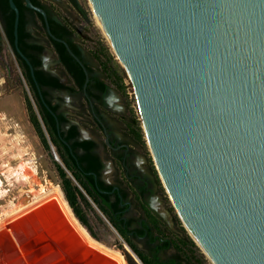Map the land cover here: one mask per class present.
<instances>
[{"label":"water","instance_id":"1","mask_svg":"<svg viewBox=\"0 0 264 264\" xmlns=\"http://www.w3.org/2000/svg\"><path fill=\"white\" fill-rule=\"evenodd\" d=\"M93 2L199 243L213 264H264V0Z\"/></svg>","mask_w":264,"mask_h":264},{"label":"flooded vegetation","instance_id":"2","mask_svg":"<svg viewBox=\"0 0 264 264\" xmlns=\"http://www.w3.org/2000/svg\"><path fill=\"white\" fill-rule=\"evenodd\" d=\"M14 1L20 12L17 40L14 10L10 7L6 13L12 20L8 32L1 13L4 39L16 66L7 67L8 75L13 82L16 76L21 79L29 107L37 114L58 159L118 222L142 263L145 257L156 264H190L189 237L175 224L169 207L166 215L147 198L155 191L153 183L133 169L128 145L113 135L106 99L109 86L85 58L80 27L63 19L43 0L31 1L45 10L47 19L26 0ZM71 2L83 16L76 0ZM157 191L161 204L166 203V195Z\"/></svg>","mask_w":264,"mask_h":264},{"label":"rangeland","instance_id":"3","mask_svg":"<svg viewBox=\"0 0 264 264\" xmlns=\"http://www.w3.org/2000/svg\"><path fill=\"white\" fill-rule=\"evenodd\" d=\"M43 1L56 9L63 19L70 23L75 22V25L80 27L84 33L82 47L85 58L95 68L98 76L109 86L106 99L108 105L111 107L109 122L113 135L115 139L128 145L131 156L130 162L133 169L142 179L150 180L154 185L155 191L147 195V198L164 214H166L169 207L171 211L170 215L174 218L175 224L178 223L185 235L195 243L194 247L196 249L191 248V255H193L192 264H199L201 260L202 264H213L208 255L189 234L165 185L150 143L148 131L146 130L145 117L141 108L137 87L132 75L123 65L120 57L111 46L108 37L98 24L91 7V0H76L84 12L83 16H79V10L71 2L72 0ZM0 37V48L2 47V52L0 53V149L4 148L5 151L13 155L12 164L10 163L11 167L18 170V172L20 171V175L24 173V170L20 168L21 163L26 165L29 173L31 172L30 183L19 186L16 182L13 184V178L11 179L12 184L9 185L4 176L6 175L5 170L7 168L3 167L5 169H0V179L2 181L0 185V218H4V210L9 209L10 205L8 203H11L14 197L15 204L21 205L28 201V195L35 201L39 198L38 196L41 192L48 193L55 188L59 190L61 188L64 194L63 197L66 198L75 216L85 229L89 231L88 233L94 237L90 235L93 240L120 252L127 264H144L129 247L123 235L112 224L110 217L100 209L94 198L81 187L80 182L70 175V171H67L62 161L56 158L53 153V146L51 145L49 146L51 148H47L40 128L33 121L28 98L20 83L21 79L19 76H16L17 81L13 82L8 75L7 67L16 68V66L11 49L4 39L1 12ZM112 69L115 70L116 74L111 73ZM26 105H28L29 112ZM1 117L7 118V120L1 119ZM61 169H63L68 179H70L73 187H77L80 191H77L78 198L76 199L75 207L85 223L76 215L74 208L67 198L65 191L66 182L65 178L61 176ZM2 172H4V175ZM33 190L37 194L33 195ZM157 190L162 191L166 195V203L161 204L160 193H157ZM6 192L14 195L7 197L8 199L3 198L2 193L5 194ZM171 209H173V212ZM167 219L171 223L169 217Z\"/></svg>","mask_w":264,"mask_h":264},{"label":"bare ground","instance_id":"4","mask_svg":"<svg viewBox=\"0 0 264 264\" xmlns=\"http://www.w3.org/2000/svg\"><path fill=\"white\" fill-rule=\"evenodd\" d=\"M90 3L94 16L105 33L93 0ZM120 59L131 74L128 65L121 57ZM12 160L13 155L1 148L0 169L7 168L5 180L9 185L12 182L18 183L19 186L30 183L31 172L29 173L26 165L20 164V168L24 170L20 175V171L11 167ZM156 162L167 186L158 160ZM12 178L14 181L11 182ZM167 189L189 234L205 252L185 221L168 186ZM32 194L37 192L33 190ZM12 195L2 193L3 198ZM38 197L34 201L28 195V201L21 205L15 204L14 197L11 203H8L9 209L4 210V218H0V264H127L120 252L90 237L88 231L73 215L58 188L48 193L41 192Z\"/></svg>","mask_w":264,"mask_h":264},{"label":"trees","instance_id":"5","mask_svg":"<svg viewBox=\"0 0 264 264\" xmlns=\"http://www.w3.org/2000/svg\"><path fill=\"white\" fill-rule=\"evenodd\" d=\"M9 8H10V6H9V2H8V0H0V12L5 16V20H6V31L8 32V31H10V29H11V25H12V20L8 17V16H6V13H7V11L9 10ZM1 38V37H0ZM0 45H1V39H0ZM1 50H2V47L0 48V53H1ZM109 59H110V57H108ZM112 72V74L114 73V74H116V72H115V70H111ZM110 73V74H111ZM103 86H107V84L106 85H103ZM30 111L32 112V115H33V121H34V123H35V125L38 127V128H40V131H41V134L43 135V137L45 138V143H46V146H47V148H51V147H49V146H51L49 143H48V141H47V138L44 136V130H43V128H42V126H41V123H40V121H39V119H38V116H37V114L35 113V111L33 110V108H32V106H30ZM60 172H61V176H63L65 179V182H66V186H65V191H66V193H67V198H68V200H69V202H70V204H71V206L74 208V211H75V213H76V215L80 218V220L83 222V223H85L84 222V220L82 219V217L81 216H79V212L77 211V208L75 207V202H76V199L78 198V195H77V191L78 192H80L79 190H78V188L77 187H73V184H72V182L70 181V179H68V177L66 176V174L64 173V171H63V169H61L60 170ZM60 187V186H59ZM84 188L86 189V190H88V192H89V194H90V196H92L93 198H94V201L96 202V203H98V205H99V207H100V209L104 212V213H106V215H108L109 217H110V220H111V222H112V224L119 230V232L123 235V237L128 241V242H130L131 243V245H132V247L136 250V252H137V249H136V246L131 242V240L127 237V235H126V233H125V231L119 226V224H118V222L112 217V216H110L109 215V213L107 212V210L98 202V200L91 194V192H90V190L89 189H87L86 188V186H84ZM60 190H61V188H60ZM61 192H62V190H61ZM62 194H63V192H62ZM63 196H64V194H63ZM64 199H65V201L67 202V200H66V198L64 197ZM67 204H68V202H67ZM68 206L70 207V205L68 204ZM70 209H71V211H72V213H73V215L75 216V214H74V212H73V210H72V208L70 207ZM76 217V216H75ZM76 219L79 221V219L76 217ZM80 222V221H79ZM80 224L82 225V223L80 222ZM83 226V225H82ZM84 227V226H83ZM85 228V227H84ZM88 231V230H87ZM89 232V231H88ZM90 234V233H89ZM91 235V234H90ZM92 236V235H91ZM93 237V236H92ZM94 238V237H93ZM189 241H190V244H191V248H195L196 249V247H194L195 245V243L189 238ZM180 251L181 252H183V250H182V248L180 247ZM193 252V251H192ZM142 260L144 261V263L145 264H156V263H153L152 261H150V260H148L147 258H145V257H143L142 258ZM190 264H192V257H191V262H190Z\"/></svg>","mask_w":264,"mask_h":264},{"label":"built area","instance_id":"6","mask_svg":"<svg viewBox=\"0 0 264 264\" xmlns=\"http://www.w3.org/2000/svg\"><path fill=\"white\" fill-rule=\"evenodd\" d=\"M52 149H53V153H54V155L56 156V158H58V155H57V153H56V151L54 150L53 147H52Z\"/></svg>","mask_w":264,"mask_h":264}]
</instances>
